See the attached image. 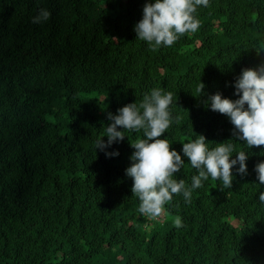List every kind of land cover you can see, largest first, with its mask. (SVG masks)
<instances>
[{"label": "trees", "instance_id": "obj_1", "mask_svg": "<svg viewBox=\"0 0 264 264\" xmlns=\"http://www.w3.org/2000/svg\"><path fill=\"white\" fill-rule=\"evenodd\" d=\"M146 2L0 0V264H264V146L234 142L248 174L234 171L231 188L209 178L188 203L175 195L162 222L139 213L125 175L142 133L113 143L116 157L94 147L108 114L153 88L173 93L182 122L165 135L178 152L196 134L234 140L205 102L237 99L241 71L264 64V0H209L195 33L156 48L134 32ZM41 8L50 19L33 23Z\"/></svg>", "mask_w": 264, "mask_h": 264}, {"label": "clouds", "instance_id": "obj_2", "mask_svg": "<svg viewBox=\"0 0 264 264\" xmlns=\"http://www.w3.org/2000/svg\"><path fill=\"white\" fill-rule=\"evenodd\" d=\"M208 4L209 0H147L142 19L134 25L136 39L152 48L172 47L183 35L199 29L197 10ZM50 16L49 10L41 8L33 17V23L46 22ZM204 88L201 83L198 91L202 95ZM234 89L238 97L235 100L217 92L209 95L205 102L207 108L226 115L233 125L235 139L216 143L215 147H210L202 134L181 143L180 152L171 147L165 134L173 125H179L182 117L173 115V93L162 88L151 89L139 103L126 104L116 115L108 114L111 123L95 141V151L116 157L117 150L107 151L113 143L122 142L125 132L142 133V138L130 143L134 151L130 156L131 164L125 169V175L132 180L131 192L139 200L141 215L160 217L175 195H182L185 203L190 202L192 193L202 188L209 178L221 181L224 188H231L234 171L240 176L248 174L249 154L238 151L234 142H243L248 149L264 146V64L243 69L235 80ZM105 136L107 141L102 139ZM261 151L264 152V148ZM181 153L197 173L191 177L190 186L175 175L185 165ZM254 171L259 185L264 186V160L255 165ZM258 199L264 204V191L259 193ZM175 226H183L180 218L175 220Z\"/></svg>", "mask_w": 264, "mask_h": 264}, {"label": "rangeland", "instance_id": "obj_3", "mask_svg": "<svg viewBox=\"0 0 264 264\" xmlns=\"http://www.w3.org/2000/svg\"><path fill=\"white\" fill-rule=\"evenodd\" d=\"M164 219V214H162L160 217L156 218V221L162 222Z\"/></svg>", "mask_w": 264, "mask_h": 264}]
</instances>
